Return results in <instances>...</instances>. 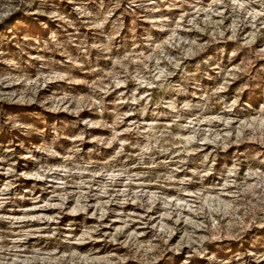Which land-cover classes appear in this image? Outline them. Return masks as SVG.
Here are the masks:
<instances>
[{
  "label": "rangeland",
  "instance_id": "obj_1",
  "mask_svg": "<svg viewBox=\"0 0 264 264\" xmlns=\"http://www.w3.org/2000/svg\"><path fill=\"white\" fill-rule=\"evenodd\" d=\"M0 264H264V0H0Z\"/></svg>",
  "mask_w": 264,
  "mask_h": 264
}]
</instances>
